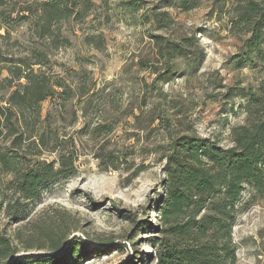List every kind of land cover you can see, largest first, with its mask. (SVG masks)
I'll list each match as a JSON object with an SVG mask.
<instances>
[{"label": "rangeland", "instance_id": "1", "mask_svg": "<svg viewBox=\"0 0 264 264\" xmlns=\"http://www.w3.org/2000/svg\"><path fill=\"white\" fill-rule=\"evenodd\" d=\"M128 1L65 0L59 11L52 0H0V106L23 91V73L68 92L44 102L39 116L31 110L28 128L0 138L1 148L20 134L38 139L20 148L29 158L76 157V171L32 211L39 227L66 226L70 238L52 255L65 264H159L150 242L161 235L143 226L159 224L170 147L193 136L232 148V129L264 116V60L245 61L250 34L232 28L244 0H200L188 11L178 0H144L137 12ZM255 1L264 9V0ZM244 191L236 264H264V195ZM20 227L1 221L0 233L12 237ZM76 246L85 251L79 260Z\"/></svg>", "mask_w": 264, "mask_h": 264}, {"label": "trees", "instance_id": "2", "mask_svg": "<svg viewBox=\"0 0 264 264\" xmlns=\"http://www.w3.org/2000/svg\"><path fill=\"white\" fill-rule=\"evenodd\" d=\"M140 1L130 0L128 4L137 12L145 2ZM178 1L186 11L200 2ZM64 3L65 0H52L50 7L60 11ZM234 11V31L250 34L245 61L264 60V9L255 0H244L237 2ZM165 21L168 19L162 20ZM175 47L170 53H175ZM17 78L27 82L22 92L13 93L9 107L0 106V138L15 136L17 127L28 128L31 110L39 116L44 102L52 103L57 96L68 94L65 90L56 92L48 78L40 75L23 73ZM246 98L252 106L262 104L259 95L247 93ZM232 132V148L193 136L181 138L170 147L157 201L159 224L153 226L149 221L143 226V230L161 235L150 242L159 264H236L233 230L246 210L241 203L244 190L249 186L254 194L264 195V116ZM24 135L16 136L10 147H0V222L6 221L9 227L21 226L12 237L5 230L0 233V264H65L66 260L52 255L63 249L70 238L66 226L44 221L39 227L32 211L56 181L76 171V157L61 153L55 161L29 158L20 148L25 142L35 145L39 140ZM78 246L72 251L75 260L85 253L77 250ZM30 250L44 255L40 260L18 257Z\"/></svg>", "mask_w": 264, "mask_h": 264}, {"label": "water", "instance_id": "3", "mask_svg": "<svg viewBox=\"0 0 264 264\" xmlns=\"http://www.w3.org/2000/svg\"><path fill=\"white\" fill-rule=\"evenodd\" d=\"M19 257V256H18Z\"/></svg>", "mask_w": 264, "mask_h": 264}]
</instances>
